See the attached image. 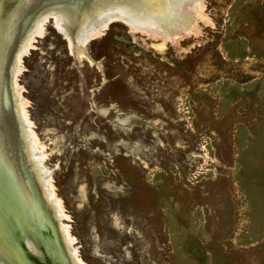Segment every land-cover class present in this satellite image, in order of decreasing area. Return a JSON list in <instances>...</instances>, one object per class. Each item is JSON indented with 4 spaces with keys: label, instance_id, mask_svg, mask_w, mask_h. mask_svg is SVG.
Wrapping results in <instances>:
<instances>
[{
    "label": "rangeland",
    "instance_id": "obj_1",
    "mask_svg": "<svg viewBox=\"0 0 264 264\" xmlns=\"http://www.w3.org/2000/svg\"><path fill=\"white\" fill-rule=\"evenodd\" d=\"M170 1V22L109 3L75 28L41 7L13 127L81 264H264V0Z\"/></svg>",
    "mask_w": 264,
    "mask_h": 264
},
{
    "label": "water",
    "instance_id": "obj_2",
    "mask_svg": "<svg viewBox=\"0 0 264 264\" xmlns=\"http://www.w3.org/2000/svg\"><path fill=\"white\" fill-rule=\"evenodd\" d=\"M4 16L0 32L11 14ZM12 32L0 41V106L5 112L0 110V264H75L41 186L24 164L13 127L7 85L19 36Z\"/></svg>",
    "mask_w": 264,
    "mask_h": 264
},
{
    "label": "bare ground",
    "instance_id": "obj_3",
    "mask_svg": "<svg viewBox=\"0 0 264 264\" xmlns=\"http://www.w3.org/2000/svg\"><path fill=\"white\" fill-rule=\"evenodd\" d=\"M41 1L42 0H39V2H41ZM66 1L67 0H43L40 4H38L39 3L38 0L31 1V2H29V4L24 2L25 4L22 6V8L18 12L14 13V15H11L8 18L6 24H4V27L2 28V30L0 32V41H2V43H3L7 39V37H10L11 36L10 31L13 29L14 32H12V34H17V37L19 36L18 41H17L19 44L21 42V39H22L25 31L27 30L28 26L30 25V23L34 17L33 15L38 10L40 11L42 9L41 7H43V6H44L43 8L49 7L51 9H54L55 11L57 9H59V11L61 10L63 14L61 13L62 16L60 17L59 22H61L65 27H71V28H75L78 25V23L81 21V18L84 19L88 15H91L88 18V19H91V22L93 21V18L99 17V15L102 16L103 15L102 13L98 14L99 13L98 11L100 10V6L104 7V6L108 5L109 3H111V4L115 3L116 7L118 5L119 7L122 8L120 10L121 12L124 11L125 13L129 14L132 17H135V16L139 17V19L141 18L143 21L147 20V22H150L151 24L154 22L157 24L158 23H164V22H167V19L168 20L170 19V17L164 16L168 12V11H166L167 10L166 9L167 4H168V7L171 8V1H170V3H168V2H166L167 0H159L155 4H154L155 0H153V1L152 0H73V2L71 0H69V1H71V3H68V4H66L67 3ZM61 3H63V4H61ZM176 3H177V0H176ZM112 7H114V6H112ZM162 8H164V11L162 10ZM59 11H56V12H59ZM169 11H170V9H169ZM111 14L117 16L114 13H111ZM92 15L93 16L96 15V16L91 18ZM100 18H99V20H101ZM110 18H111V16H110ZM88 19L86 20L87 22L90 21V20L88 21ZM104 19L106 20V18H103V20ZM170 20H169V22H170ZM95 22L96 21H94L93 23H95ZM15 23L16 24L19 23L18 26L15 25ZM150 23H148V24H150ZM171 23L173 24L172 21H171ZM171 23H170V25H171ZM13 24L16 27L13 28ZM175 24H173V25H175ZM170 25H169V27H171ZM92 26H94V25H92ZM96 26H98V24H96L95 27ZM74 32H76V31L74 30ZM86 32H88V30ZM91 33H94V32H91ZM73 35H74V33H73ZM73 40H75L74 37H73ZM73 44L75 45V43H73ZM18 48H19V45L17 46V48H15V51H14L15 59L17 56ZM76 48L79 49L78 46ZM12 71H13V69L10 71V74H9L10 77L12 75ZM11 94H12V91H11ZM2 107H3V104L0 106V110L2 113H5L4 109ZM7 116L8 115L3 114V117L5 119L7 118ZM1 124H3V123H1ZM23 124H24V121L20 118L19 119V125L16 129H17V131H19L18 132V140L20 141V146H21L20 151H21L22 157L24 158V164H25L27 170L30 171V175L32 176L35 184L41 186V190L43 191V193L46 196V199L50 205L52 213L55 215V217L57 219L59 229L62 232L63 237H64L65 245H66L68 252L71 255L74 263L75 264H81L75 258L74 254H73L74 249H73L71 241L69 239V235H67L65 227L60 222L61 221V214L57 210L56 203L53 202L52 198L50 197V194L48 191L49 187L47 185L48 180L44 176V174L41 172L39 162L35 158H33L34 156L32 153V148H31L29 141L26 138V135H25V132L23 129ZM1 126H3V125H1ZM8 132H10L9 129H8Z\"/></svg>",
    "mask_w": 264,
    "mask_h": 264
}]
</instances>
